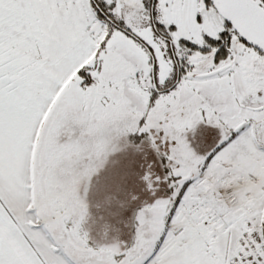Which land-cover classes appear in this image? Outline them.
Returning a JSON list of instances; mask_svg holds the SVG:
<instances>
[{
    "label": "snow or ice",
    "instance_id": "snow-or-ice-1",
    "mask_svg": "<svg viewBox=\"0 0 264 264\" xmlns=\"http://www.w3.org/2000/svg\"><path fill=\"white\" fill-rule=\"evenodd\" d=\"M0 264H264V0H0Z\"/></svg>",
    "mask_w": 264,
    "mask_h": 264
},
{
    "label": "rangeland",
    "instance_id": "rangeland-1",
    "mask_svg": "<svg viewBox=\"0 0 264 264\" xmlns=\"http://www.w3.org/2000/svg\"><path fill=\"white\" fill-rule=\"evenodd\" d=\"M103 164H104V162L101 161L100 164L98 165V167H103Z\"/></svg>",
    "mask_w": 264,
    "mask_h": 264
},
{
    "label": "trees",
    "instance_id": "trees-1",
    "mask_svg": "<svg viewBox=\"0 0 264 264\" xmlns=\"http://www.w3.org/2000/svg\"><path fill=\"white\" fill-rule=\"evenodd\" d=\"M109 165H110V161H109Z\"/></svg>",
    "mask_w": 264,
    "mask_h": 264
}]
</instances>
